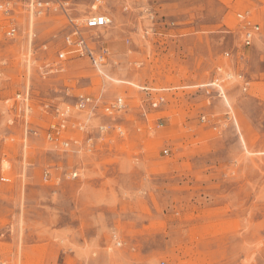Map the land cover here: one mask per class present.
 <instances>
[{"label":"rangeland","instance_id":"rangeland-1","mask_svg":"<svg viewBox=\"0 0 264 264\" xmlns=\"http://www.w3.org/2000/svg\"><path fill=\"white\" fill-rule=\"evenodd\" d=\"M60 1L0 10V264H264V0ZM86 93L127 107L46 140Z\"/></svg>","mask_w":264,"mask_h":264},{"label":"built area","instance_id":"built-area-1","mask_svg":"<svg viewBox=\"0 0 264 264\" xmlns=\"http://www.w3.org/2000/svg\"><path fill=\"white\" fill-rule=\"evenodd\" d=\"M60 0H4L0 3V10L8 13V11L13 10L15 7L23 8L28 12L39 16L47 11L55 8H62ZM238 16L242 17L241 14ZM110 23V18L104 14H93L89 15L84 20V27L88 30L104 28ZM257 27L254 25L252 29L246 30L243 34V42L249 44L253 32ZM17 33L15 26L9 27L5 31V35L9 37H14ZM73 34H76L77 38L75 40L71 39V35H68L65 40L69 46L74 47L70 50V53L78 52L79 55H85L88 57L90 62L95 65H101L105 62L108 57L107 50L100 49L99 52H94L91 49L85 38L81 35L79 30H75ZM61 56V55H60ZM163 101V97H159L152 105L156 107L160 102ZM74 109V113H71L69 109L62 108L58 105H50L49 108L53 115L54 120L49 121L46 131L45 138L55 146L67 149L70 144H80V140L76 137L78 133L82 134L86 131L88 127L87 122L75 117L81 113H85L87 117L93 115H103V116H118L127 107L125 99L121 94L115 95L109 101H101L99 96H94L92 94H80L75 96L74 103L71 105ZM47 107V106H46ZM99 130L106 129V126H98ZM36 133V131H34ZM48 171L44 172V177L46 178ZM73 175H76L74 172ZM1 181L8 180L5 176H0Z\"/></svg>","mask_w":264,"mask_h":264}]
</instances>
